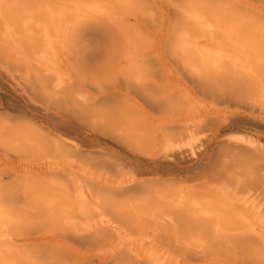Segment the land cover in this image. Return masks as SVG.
I'll return each mask as SVG.
<instances>
[{
	"label": "bare ground",
	"instance_id": "bare-ground-1",
	"mask_svg": "<svg viewBox=\"0 0 264 264\" xmlns=\"http://www.w3.org/2000/svg\"><path fill=\"white\" fill-rule=\"evenodd\" d=\"M1 157L0 264H264V0H0Z\"/></svg>",
	"mask_w": 264,
	"mask_h": 264
},
{
	"label": "rangeland",
	"instance_id": "rangeland-1",
	"mask_svg": "<svg viewBox=\"0 0 264 264\" xmlns=\"http://www.w3.org/2000/svg\"><path fill=\"white\" fill-rule=\"evenodd\" d=\"M119 41L120 36L118 35V30L114 27L112 23L101 19H94L88 21L77 30L74 36V50L77 54L76 57H78L77 60L82 61L85 66H87L89 69H92L94 67L97 71L102 70L108 61L107 55L114 53V47H116V44L119 43ZM158 44L161 46L160 51L163 50V45L160 44L159 41ZM211 106L212 105L209 104L205 108L206 113L210 116L224 115L226 113V111L223 109V105L219 108V110L215 109V111ZM212 132L213 128L205 130V134L202 133V135L210 136ZM240 132L241 131L237 129L229 128L226 131L224 130L222 134L228 137L234 134H238ZM200 157L203 156L199 155V159H201ZM207 161L208 160L206 158L201 160L202 163L200 164L199 168L193 171V173H190L189 175L191 176L204 173H216V170L214 171L212 169H209L208 166L210 165L205 166V163ZM12 163L17 165L16 163L18 162L15 161ZM8 164H11V162L6 160L4 157L0 158V166L5 167L6 165L8 166ZM126 171L127 174L130 175L129 173L131 171L128 169ZM185 173L187 174V172H184V174Z\"/></svg>",
	"mask_w": 264,
	"mask_h": 264
}]
</instances>
